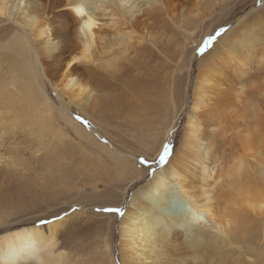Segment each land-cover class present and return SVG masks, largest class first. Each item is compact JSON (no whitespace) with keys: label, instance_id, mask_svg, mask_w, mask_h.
<instances>
[{"label":"bare ground","instance_id":"obj_1","mask_svg":"<svg viewBox=\"0 0 264 264\" xmlns=\"http://www.w3.org/2000/svg\"><path fill=\"white\" fill-rule=\"evenodd\" d=\"M211 2L0 0V167L14 174L13 169L24 166L13 155L6 159L5 149L18 132L26 136L22 130L27 127L36 144L31 163L48 143L43 148L49 161L44 189L50 199L45 200L54 205L65 194L63 210L74 205L84 209L64 211L66 216L59 211L61 215L53 218H28L34 201L22 189L17 194L4 191L9 181L3 178L0 264H264V88L258 86V82L264 84V36L258 35L253 24L242 22L213 47L211 55L203 57L192 102L182 103L162 134L164 145L177 117L191 103L180 149L151 175L126 160L136 162L134 154L114 149L96 130L87 132L72 115L74 108L84 116L91 113L94 124L105 129L95 115L104 101L101 94L114 93V81L125 82L130 72L135 80L129 88L123 86V98L115 99L113 106L118 110L134 106L131 114L135 127L139 123L141 129V91L158 93L161 100L167 93L174 102L179 90L177 72L170 74L171 80L168 76L169 64L154 77L143 69L154 62L164 64L162 41L174 29L193 37L192 30L208 16ZM163 51L175 54V61L179 57L171 48ZM137 89L140 94L134 96ZM56 116L65 129L47 127ZM141 134L135 129L131 136ZM150 139L140 147L143 152L135 153L155 162L163 145L158 148L157 139ZM74 145L85 153L98 149L107 157L95 159L93 153L87 154L89 167H95L89 173L87 164L83 169L75 165L74 176L85 173L89 179L82 184L86 191L78 183H67L73 164L68 151H74ZM97 180L107 182L110 189L91 186L90 193L98 201L88 204L87 186ZM130 191L133 196L121 220L113 215L97 219L95 208H125ZM80 219L88 221L74 224ZM116 223L121 243L118 260ZM81 228L89 229L93 237H82L81 248L73 247L69 238ZM95 247L94 256H88Z\"/></svg>","mask_w":264,"mask_h":264},{"label":"rangeland","instance_id":"obj_2","mask_svg":"<svg viewBox=\"0 0 264 264\" xmlns=\"http://www.w3.org/2000/svg\"><path fill=\"white\" fill-rule=\"evenodd\" d=\"M227 1L228 0H225V1L224 0H212L211 8L208 10V16L200 22L196 30L195 28L194 30H192V31H195L196 33L193 35V37L188 36L189 34L185 33L183 30L176 28L172 32H170L166 38L163 39L160 55H161V58L164 64H161V66H159L160 65L159 62H154L152 63L151 67L147 66L145 69H143L142 72L149 75V77H154L159 73L160 67H164L165 69H167L168 64H169L170 69H167V70H169L170 72L168 71L169 72L168 76L171 80V77L173 75H176V72H177V76H178L177 89L179 90H177V93L174 97L175 98L174 102H171V96L168 95L167 93H165L163 99L161 100V99H158L159 98L158 93L150 94L149 93L150 90L141 91L143 93V99H140V104H141L140 116H141V120L143 123V126L141 127V129H140L139 123L135 127V118L131 114L133 113L131 108L134 106L128 107L129 105L128 104L126 109H121V110L114 109V106H113V102L115 99L119 100L123 98V95H124L123 86L126 85L129 88V85H130L129 82H133L135 80V76H134L135 74L131 75L130 72H127L128 76L125 82H121L119 80L114 81V84L117 85L116 91L114 93L104 92V94L103 93L101 94L104 101H103V104L101 105V108L99 107L100 110L99 109L98 111L96 110L95 115L104 122L105 129L103 128V125L97 126L94 124L93 120L90 117L91 113L88 114L87 116H84L77 108H74V112L72 113L73 118L82 127H84L87 132H90L93 129L96 130V135L100 136L102 140H106L108 144L114 147V149L119 150L120 152H123L128 156H132L134 154V156H136L135 157L136 162L133 161V158L126 159V160L133 164H139V166H141L145 170L148 169V175H151V173L153 172V170L156 169L157 166L160 169L166 166L168 162L178 153L180 146L182 144L183 135L185 133L187 120H188L187 110L190 108L191 103L186 106L187 112L185 111L183 114H180L177 117L176 119L177 123L172 128L169 136L164 142V145L162 143V140L165 139L163 135L165 131L172 125V122L170 119L174 117L178 112L181 111L180 109L183 105L182 103H185L188 101L192 102V98H193L192 91L194 88V83L196 82L198 69L201 65L202 60L204 59L203 57L207 56V54L211 55L212 51L215 49L213 47L218 46L217 44H219L221 42V39L225 38V36H229L227 34H229L231 30H235L236 28L238 29L241 26L242 22H245V24H251V25L253 24L254 28H256V30L258 31L257 32L258 35L264 36V0H229L228 2ZM249 12H252V13H250L246 18L243 19V16L247 15ZM166 25L170 26L171 24H166ZM156 33L157 31L154 32V34ZM209 38H212V44L209 45L207 48H205V44ZM177 42L178 43L180 42L179 50L178 48H176ZM151 47L155 49V47H153L152 45ZM164 47L171 48L172 50L178 51L179 57H177L176 61L174 57L175 54L164 55L165 53L163 51ZM201 49H204V51L201 52ZM193 61L194 62L196 61V62L194 63ZM156 66H159V68L157 70H153V68ZM171 73H172V76L170 75ZM151 79L152 78H149L147 79V81L149 82V81L154 80V79L152 80ZM258 86L264 88V84H262V82H258ZM187 89H188V92L186 91L187 92L186 93L185 90ZM134 92H133L134 96H139L140 93H137L139 92V89L135 90ZM159 101L161 102L159 103ZM163 101H166V103ZM128 103H132V102L129 100ZM166 117H168V121ZM60 120H61L60 117L56 116L55 122H53L51 125L49 123L47 127L56 128L57 126H60L61 128L65 129L66 125L64 124L62 120L61 121ZM26 129L29 130V128L27 127ZM26 129L23 128L22 130V133L26 134V136L21 135V133L18 132L15 135V140L8 142L9 144L7 145L5 149L6 159L7 157L9 158V155L10 156L13 155L14 160L16 158L19 164H21L22 162H25L24 166L18 167V169L19 168L21 169L20 171L18 169L16 170L13 169V173L16 172L17 174L16 173L8 174V171L6 172L5 167L1 166L0 167V172H1L0 181L2 182L3 178L9 181L6 184V187L3 188V190L6 188L4 191H8L11 194H17V193H20L19 191L22 189L24 190V195L26 194L25 196L27 197V199L28 200L32 199L34 201L32 202V205H35V206L33 208L31 207V210L29 211V214H28L29 215L28 218H31V219H33V217L34 218L43 217V219H47V217L53 218L58 215H61V213L58 214L59 211L64 212L67 210V209L63 210L65 208V198L67 195L63 194L62 196H60L56 200V203L54 205H51V203L47 201L50 199V197L47 196L48 193L46 189H44L46 188L45 187L46 185L44 183L45 182L44 178L46 177V174H47L46 172L49 171V161L45 157L47 155L45 154L43 148H47L48 143H46L45 146H43L42 151H40L42 152V154L38 156V159L36 160V162L32 161L31 163L30 158H31V155L34 153L36 144L32 142V138L29 136L28 132H26ZM135 129L140 131V133H142L141 134L142 137L131 136L132 130H135ZM141 130H144L145 134H143ZM148 135L150 136L152 135V136L148 137ZM148 138L149 139L153 138L150 140L154 142H156V139H157L156 147L158 146V148L159 146L163 145V148L158 150L159 152L156 155L157 159L155 162L148 159L147 156L143 155L142 153H135L136 151L143 152V150L140 147L145 146L148 143L149 141ZM74 147H75L74 149L75 152L73 150L68 151L69 156L71 158V162H73V164L67 172V174H69L71 177L69 175H66L67 183L68 184L78 183V186L86 191V188H85L86 186H83L82 184L85 181L88 182L89 179L86 177L85 173H82V175L77 174V176H74L73 173H74L75 165L78 168L83 169V167H86L85 164H87V169L89 170L87 171L89 173L90 172L89 168L93 169L94 171L95 167H89L91 165V157H89L87 154L93 153L95 159L99 158L100 155H102V158L104 160L107 157L104 156L100 151H98V149H96L97 151L93 149L96 152L91 151L90 153H85L86 151L81 150L78 147V145H74ZM82 147L83 145L81 146V148ZM165 148L168 150L169 155L165 159V161L161 163L160 157L163 155ZM149 153L151 154L152 152H149ZM71 154H73L74 156H72ZM23 156H25L27 159L24 160ZM141 160L146 161V163H141ZM27 161H29V166H26ZM109 165H112V163H109ZM22 170L23 172H21ZM42 176L43 178H41ZM19 180L21 183L19 182ZM10 185H11V188H10ZM93 185L94 187H98L99 190H104V187L108 188V190L110 189L109 188L110 185L107 182H101L100 180H97L93 182L91 185L87 186L88 193H90V187ZM132 193L133 191H130L129 195L127 196L128 202L126 201V203H124L125 208L123 206L121 210L118 213H116V215L113 213L103 211L105 208L104 209L95 208L94 211L96 214H98V215L95 214L97 216V219L101 216L113 215V216H116L117 220H121L122 216L124 215V213L122 212L125 211L126 206L128 207L129 200L131 196H133ZM27 195L28 196L31 195V196L28 197ZM90 196H91L90 198L85 200L88 204L90 203L93 204V202L98 201V198L96 196H93V194H91ZM45 197L47 200H45ZM35 199H38L39 201H36ZM73 208L74 209H70L72 211L68 210L69 212L68 211L66 212L75 213L76 211H84V209L82 210L81 206L74 205ZM66 212H64L63 215L66 216L68 214ZM20 216L23 217L22 215ZM85 221L87 222L88 220L80 219L78 221H75L74 224L83 223ZM118 227H119V223H116V226L114 228L115 229L114 244H115L117 260L120 259V257H118L120 256V252L118 250L121 244L119 240ZM90 233L92 232L89 229L81 228V230H78L72 236L74 237L73 239L69 238L70 240L69 244L73 247L78 246L79 248H81L83 241H80V240L81 239L83 240L85 236L87 237L90 236V238H92L93 236ZM86 244L87 243H85V245ZM96 247L91 251V254L88 256H94Z\"/></svg>","mask_w":264,"mask_h":264},{"label":"snow or ice","instance_id":"obj_3","mask_svg":"<svg viewBox=\"0 0 264 264\" xmlns=\"http://www.w3.org/2000/svg\"><path fill=\"white\" fill-rule=\"evenodd\" d=\"M211 44H212V38H209L208 41L205 44V48H207ZM203 51H204V49H201V52H203ZM168 155H169L168 150L165 148L163 155L160 157L161 163H163L165 161V159L168 157ZM141 163H146V161L141 160ZM103 211H106V212H116V213L119 212V210L116 209V208H106Z\"/></svg>","mask_w":264,"mask_h":264}]
</instances>
